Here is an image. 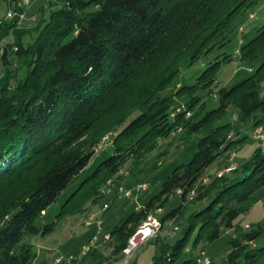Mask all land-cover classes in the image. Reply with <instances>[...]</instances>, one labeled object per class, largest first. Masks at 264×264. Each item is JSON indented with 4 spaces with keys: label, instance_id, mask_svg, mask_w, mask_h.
Here are the masks:
<instances>
[{
    "label": "trees",
    "instance_id": "16d2710c",
    "mask_svg": "<svg viewBox=\"0 0 264 264\" xmlns=\"http://www.w3.org/2000/svg\"><path fill=\"white\" fill-rule=\"evenodd\" d=\"M59 1L31 45L21 37L16 41L15 54L28 58L26 78L12 94L0 90V264L33 263L36 254L23 238L55 229L57 220L43 222V212L82 176L107 131L103 124L112 118L123 124L113 138V153L81 185L91 178L105 182L129 157L136 161L174 127L182 125L187 133L200 131L202 136L194 156L172 171L160 192L87 255L101 262L110 247L116 264L139 226L179 193L182 203L163 221L178 220L189 202L204 204L189 215L184 235L163 243L162 253L151 263L176 264L195 230L194 244L217 239L223 228L236 226L249 208L245 202L264 185V151L259 146L241 169L216 176L208 185L199 183L239 141L229 138L230 123L215 125L229 107L239 108L244 117L260 109L256 125L264 120V99L259 97L264 25L239 49L241 60L263 57L260 65L248 78L219 88V107L203 115L200 109L195 119L186 116L200 100L199 89L212 92L221 63L233 58L227 52L217 55L195 83L182 85L172 96L160 94L185 65L226 45L235 16L257 0ZM8 28L0 24V36ZM1 58L10 69L9 46ZM174 95L189 96L184 108L172 107ZM75 195L58 216L72 213L65 208ZM263 231L259 226L234 237L227 264H264V245H252Z\"/></svg>",
    "mask_w": 264,
    "mask_h": 264
},
{
    "label": "rangeland",
    "instance_id": "374dc122",
    "mask_svg": "<svg viewBox=\"0 0 264 264\" xmlns=\"http://www.w3.org/2000/svg\"><path fill=\"white\" fill-rule=\"evenodd\" d=\"M59 5V0H0V24L4 28L10 26L7 35L0 36V90L6 88V92L12 94L14 88L27 76L28 58H20L15 54V50L18 48L16 44L18 38H23L25 44L31 45L40 28L45 25L50 10ZM10 12L13 13L12 16L9 15ZM3 23L5 25H2ZM262 25H264V0H257L253 4L245 6L235 16L229 31H227L226 38L229 41L226 45L205 54L191 65H185L179 76L160 95L172 96L182 85L195 83L197 77L208 67L210 62L215 60L217 55L227 52L233 58L221 63L212 86V92L199 89L197 94L200 96V100L195 108L191 109V115L187 114L186 116L195 119L197 118L195 115L200 109L201 115H203L219 107V88L221 86H233L248 78L255 73L256 68L260 65L263 57L241 60L239 49L257 35ZM6 46H9L12 62L11 68L8 70L1 58ZM259 97L264 99V73L259 83ZM188 100V95H174L172 107L184 108ZM261 115L262 111L259 109L252 116L244 117L239 108L231 106L222 117L216 120L215 125L230 123L232 128L229 138L239 141L232 150L218 157L206 170L199 183L208 185L216 176H222L234 169H241L258 146L262 147L264 151L263 140L254 137V131L264 127V120L261 121L260 125H256V121ZM122 126L123 124H116L114 118L107 119L101 128L107 131L98 143L96 151L82 176L64 190L59 198L43 212L41 218L43 222L49 223L57 220L55 229L46 235L28 234L23 238L26 243L32 245L36 254L32 264H114L111 260L115 258L116 254L112 252L110 247L104 250L105 253L101 262L91 253L71 263L68 261L56 262L55 257L63 253L79 256L83 244L96 230L94 225L87 226L85 223L89 215L93 213L103 219V227L97 234V243L102 244L107 232L121 224L131 212L140 210L145 202L160 192L164 181L172 171L194 156L202 136L200 131L187 133L182 125L174 127L168 135L160 137L156 146L142 157L136 161L134 156L129 157L121 170L105 182L102 183L98 178H91L81 185L95 171L97 166L113 153V138ZM143 184H146L147 187L142 188L141 185ZM120 185L124 187L121 193L118 191ZM109 186L112 190L106 192ZM127 191H130V194L127 195ZM74 192L76 195L65 208L72 213L58 216L64 203ZM181 203L182 199L178 193L171 197L162 208L157 209L154 215L162 219ZM245 203L249 205V208L240 215L236 226L223 228L217 239L212 241L201 240L194 244L197 234V230H195L176 264H184L186 260H193L187 264H203L197 259L206 257L210 259L209 264H227L231 240L234 237L240 236L242 238L243 233L259 226L264 230V185L258 187ZM202 204H204V200L189 202L182 216L174 222L175 225L179 226V229L174 230L165 227L157 236L140 243L128 259V264H151L162 253L163 243L172 244L184 235V228L189 215ZM252 245H264V231ZM123 258L124 255L118 262H123Z\"/></svg>",
    "mask_w": 264,
    "mask_h": 264
},
{
    "label": "built area",
    "instance_id": "2783aa9c",
    "mask_svg": "<svg viewBox=\"0 0 264 264\" xmlns=\"http://www.w3.org/2000/svg\"><path fill=\"white\" fill-rule=\"evenodd\" d=\"M13 13L10 12V16H12ZM188 115H191V112L189 111L187 113ZM174 115V114H173ZM254 137L255 138H260L263 140L262 145L264 146V127L257 128L254 131ZM142 188H146L147 185L143 184L141 185ZM112 188L109 186L106 190V192H111ZM124 190L123 185L118 186V191L121 193ZM126 194H130V191H127ZM194 197V192H192L189 196L190 199ZM175 219H170V220H165L163 221L162 219L158 218L157 216L154 215V213H151L147 219L139 226L138 230L129 238L127 245L123 249V262H117V264H128V259L133 255L135 249L140 245V243L149 240L152 237L157 236L162 229L165 227L173 228L174 230H178L179 226L174 224ZM86 225L87 226H92L94 225L96 230L93 234L90 235L88 240L83 244L82 246V251L79 254V256H75L72 253L68 254H58L55 257L56 262H63V261H68L69 263L79 260L83 258L91 249L98 247L99 244L97 243L98 239V232L102 229L103 227V219L102 217L97 216L96 214H90L88 219L86 220ZM110 232H107L105 235V241H108L110 239ZM197 261L203 264H209L210 259L208 257L202 259L198 258Z\"/></svg>",
    "mask_w": 264,
    "mask_h": 264
}]
</instances>
